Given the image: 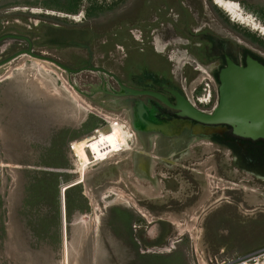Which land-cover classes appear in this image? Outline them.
I'll return each instance as SVG.
<instances>
[{"label": "rangeland", "instance_id": "obj_1", "mask_svg": "<svg viewBox=\"0 0 264 264\" xmlns=\"http://www.w3.org/2000/svg\"><path fill=\"white\" fill-rule=\"evenodd\" d=\"M68 1L0 2V18L31 19L33 29L43 32L60 26L66 34L57 45V30L49 37L34 31L37 54L65 65L85 58L93 67L103 68L70 74L56 69V64L39 65L40 60L28 56L0 68V264H205L210 258L204 255L208 246L215 254L225 248L226 257L263 248L264 179L237 169L230 151L197 136L189 141L208 145L189 148L183 155L184 166L194 171L158 162L155 177L151 180L148 173L144 180L137 168L143 156L133 151L140 149L137 143L142 139L121 100L108 92L120 91L113 79L126 78L127 61L137 64L142 57L153 71L166 66L173 76L182 73L183 79H191L185 86L191 97L194 87L200 85L199 91L211 87L209 80H197L185 61H170L173 54L186 50L168 31L173 21L185 20L183 10L190 16L189 27H206L213 35L239 42L263 57L264 34L235 20L214 0H71L80 5L77 14L66 10ZM230 1L264 26L241 0ZM88 7L97 14L93 12L86 21L82 14ZM162 11L170 14L161 17ZM37 16L53 18L46 19L49 29L41 28L39 22L45 18ZM79 18L85 22L78 25ZM82 33L85 38L80 41L77 35ZM248 34L257 42L245 37ZM68 40L84 46L68 47L64 45ZM117 126L128 132L129 146L126 142L124 149L110 144L107 133L112 128L110 134L116 132ZM89 136L95 140L87 145V154L72 149ZM105 137L101 152L99 140ZM157 173L176 182L169 183ZM196 193L199 200L194 209L161 210L162 205L180 204ZM139 200L150 206L145 202L140 206ZM160 221L167 230L160 246L174 237L183 241L172 252L148 254L147 249H153L148 242L159 232Z\"/></svg>", "mask_w": 264, "mask_h": 264}, {"label": "flooded vegetation", "instance_id": "obj_2", "mask_svg": "<svg viewBox=\"0 0 264 264\" xmlns=\"http://www.w3.org/2000/svg\"><path fill=\"white\" fill-rule=\"evenodd\" d=\"M209 1L213 2V0H209ZM155 9L158 13H160L161 10L159 8H155ZM66 10L69 11L70 13L77 14L79 11V8L76 10V12H74V9L73 10L66 9ZM172 11L173 10H171V12ZM162 12H163L162 14H159L161 17L162 15L166 14L168 11H165V12L162 11ZM6 14H11V11H6ZM181 15L185 17V20L184 21H181V20L173 21L171 24L173 28L172 30L168 28V31L171 36L175 34L176 39L178 37L180 42H177V43L181 44L184 48H186V50H184V52H181V53L173 54L170 57V61L176 64H182L185 61V64H186L185 68H189V69L192 68L196 74L195 78L196 76H198L197 80H200L201 77H202V79L200 80L201 83H203L206 80H209V82L211 83V87L209 88L210 93L213 94L210 104H200L197 99L199 97L198 95L201 96V94H204L205 99H206V95L208 94L207 88L205 89L203 88L202 90L199 91L200 85H198L197 87H194L192 91V97H191V95H187V93L185 92V86H187L189 81H192L191 79L188 80L187 76L185 77V79H183L182 73H180L179 76H176V75L173 76L171 74L170 68L166 66L164 67V69L161 68L162 70L159 69V70L153 71L152 66L150 64H147L144 61V57H142V61H140V63H137V64H132V62L127 61V64L124 67V69L127 70L126 78L125 79L118 78V77L117 78L114 77L115 79L112 78L119 85L120 91L108 92L109 94L114 95L116 98L118 97L117 99L121 100V105L126 110V113L130 114V119H131L133 128L135 132L139 135L140 139H142L141 142L137 143V146L139 144L138 147H140V149H134L133 151L137 155H142L145 160L146 159L149 160L148 162H146V161H143L144 160L143 158L139 159L137 168L142 174V178L148 175V173H150L151 176L150 175L148 176L151 177V180L152 178L155 177L156 166L158 162L164 163L166 164V166H170V167L173 166V168L179 167V168H182L188 171L190 170L194 171L192 168L184 166V164L187 163V160H185L186 158L183 155L186 154V150L189 148L194 147L198 149V146L208 145V143L207 144L206 143L194 144L189 141L192 137L193 138L197 137V136H193L192 133H193V129L195 128V126L199 124L196 121L189 119L188 117H183L181 115V111L176 110L166 105L165 103L161 102L160 100H158L157 98L151 95H141V96L129 95V93L126 90H124L122 86L133 89V90H137V91H149V92L161 94L174 107H177L179 105L178 98H177V95H179L180 97L187 100L198 111L203 112V113H211L213 112L214 108L218 105V102H219V95H220L219 89H220V84H221L219 76H220L221 71L228 66L227 58H230L237 66H240V67L247 66L248 57H252L253 59H256L252 54L245 53L243 50L248 49V48L244 47L243 45H239L238 44L239 42L232 43L231 41L215 36L210 31H208V29H205L206 27L197 28V29H194L193 27H189L188 24L190 21L189 20L190 16L186 10H183ZM82 16L84 17L86 21L87 19H91L93 17V15L90 14L89 7L85 10V13L82 14ZM37 17L45 18V21L39 22V24L43 25L41 28L43 27L48 28L47 26H45V25H48L47 20L53 19L52 17H48V16H37ZM79 20L82 23H79L78 25L83 24L85 22V21H82L81 18H79ZM57 21H61V20L57 19ZM39 24L35 25L36 28L39 27ZM32 26L33 25H32L31 19L28 21L25 20L24 22L23 20L21 21L15 16L11 18V15L0 18V64L9 60L10 58H12L13 56L19 53H22V55H20L15 60H18L19 58L22 59L23 56H28L29 58L32 57L25 53V51H28V50H31L32 53L36 55L45 57L44 55H40L36 53L37 39L33 37L34 31L42 35L44 34V36L49 37L50 36L49 34L53 36L52 35L53 32L57 30L58 33L54 35V37L58 35V38L56 40L57 43L55 42V44L57 45H61V44H58L59 38L66 36L63 30L58 29L60 28V26H55L57 27V29L48 28L49 30L46 32L44 31L45 33L41 30L36 31V29H33ZM179 27L181 28V30L179 29ZM18 28L20 30H18ZM144 29H147V28H143V30ZM77 36L79 37L77 38L78 40L85 38L83 33ZM136 40L138 41V39ZM139 43L144 45L143 40L142 42H139ZM173 43L177 44L176 42H171V44ZM49 44L54 45L53 42ZM64 45L68 47L84 46V45H81V43H77V41H70V40L64 42ZM248 50L251 53L256 54L259 57L264 59L262 55L257 54L252 49H248ZM128 52L129 50L127 49V53ZM164 52L165 51L157 52V53L162 55ZM183 54L184 56H182ZM45 58L56 61L55 59H51L49 57H45ZM127 58H129V56ZM178 59H182V62L177 63ZM259 62L262 65H264V62H261V61ZM6 65L7 64L2 65V66L0 65V68ZM63 65L70 69L78 70L80 72L83 70H90L93 68H98V67H93L91 65L90 60L85 59V58H81L80 60L75 58L74 61H72L69 65H65V64ZM187 65H189V67H187ZM56 69H61L62 71H65L59 66H56ZM98 69H103V68H98ZM132 70H136V71H132ZM202 73H203V76H202ZM206 83L208 82H205V84ZM142 106L144 107V109ZM141 110L143 111V113L141 114L143 118H141L140 120V118L138 117V113ZM152 122L153 124H151ZM220 127L222 129L221 134H217L211 138H208L209 144L217 147L219 150L227 149L228 151H230L234 159L235 167L237 169L239 170L244 169L246 171L253 172L257 174L261 179L262 178L264 179V174H261L260 172H257L256 170H250L244 167L242 168L240 166V163H241L240 158H239V155L236 153L234 147L232 146L233 143L227 141V138L236 139L237 141L236 145L239 149L240 147H244L241 143V140H249V139H243V138H239L235 136L234 129L231 126L222 125ZM145 139L147 141H145ZM253 142H256V141H253ZM128 146H129V143H128ZM144 148L148 149V151H143ZM129 150H131V148H128L126 151H129ZM174 160H178L179 163H183V164H178ZM156 175L163 178L164 180H168L169 183L170 182L172 183L173 181H175V179H173L172 177L168 178L166 177V175H162V173H157ZM184 175H187V174H184ZM189 175H192L193 180L196 181V178L193 177V174H189ZM143 179L146 180L145 178ZM174 185L176 186V184ZM175 186H172V189H175L176 188ZM160 188L161 187L158 186V191L160 190ZM198 200H199V193H196V196H191L189 200H185L184 202L180 201L181 202L180 204H177L174 202L172 204L162 205L165 207H163V209L161 210L165 211L166 209H171L172 211H174V213H184L185 211H188V209H194V205L198 203ZM139 202L141 204L139 203L137 204L141 206V205H144L145 201L139 200ZM145 205H147L148 207L150 206L148 202H145ZM158 225H162V226H160V229L157 235L151 238V241L149 240L148 243L153 246V249H147L148 254L156 250L162 253L172 252V249L176 248L175 245L183 241V239H180L179 237H174L173 239L169 240L168 245L166 243L164 246L163 245L160 246L159 244L163 243V241L165 240L167 230L165 227L166 224L163 221H160ZM141 228L142 227H140V229ZM203 229L205 230V228ZM140 233L143 235L142 231H140ZM210 234L211 233L208 232L207 236H209ZM219 234L224 236L220 229H219ZM143 238L145 239L144 236ZM143 238H142V242L146 244ZM170 242L172 243L170 244ZM139 243L141 244V242ZM205 251L206 252L204 253V255H206L207 257L210 256V258L212 257L213 259L220 258L226 253L225 248H221L219 251H217L216 254L212 253L213 251L210 249L209 246H208V250H205ZM206 256L204 257L206 258Z\"/></svg>", "mask_w": 264, "mask_h": 264}, {"label": "water", "instance_id": "obj_3", "mask_svg": "<svg viewBox=\"0 0 264 264\" xmlns=\"http://www.w3.org/2000/svg\"><path fill=\"white\" fill-rule=\"evenodd\" d=\"M214 3L216 4L215 1ZM25 53L36 59L53 62L69 73L80 72L57 61L36 55L31 50L25 51ZM20 55L22 53L13 56L0 65L8 64ZM227 64L228 66L221 71L219 76L221 83L219 102L211 113L198 111L179 95H177L179 105L174 107L161 94L122 87L132 96L151 95L166 105L181 111L183 117L196 121L199 125H196L193 129V136L211 138L221 134L222 129L220 126L227 125L233 127L234 135L239 138L252 141L264 140V65L252 57H248L246 67L237 66L230 58H227ZM90 70L102 71L98 68ZM142 110L138 113L140 120L143 118L141 115Z\"/></svg>", "mask_w": 264, "mask_h": 264}, {"label": "trees", "instance_id": "obj_4", "mask_svg": "<svg viewBox=\"0 0 264 264\" xmlns=\"http://www.w3.org/2000/svg\"><path fill=\"white\" fill-rule=\"evenodd\" d=\"M74 1V0H72ZM71 0L67 3V9L73 10L76 12V10L79 8L80 5L74 6L71 4ZM253 1L254 5H248V2ZM240 3L247 9L252 10L254 13L257 14V16L260 18L261 21L264 22V3L258 0H241ZM77 7V8H76ZM95 9V8H94ZM94 9H90V14H94L96 11ZM93 11V12H92ZM97 14V13H96ZM248 39L256 43L255 39L251 38V36L245 35ZM264 44V43H263ZM264 49V45L261 46ZM247 54H252L256 59H258L261 62H264V59L259 57L256 54L251 53L248 49L243 50ZM227 141L233 143L232 146L234 147L236 153L239 155L240 158V166L243 168H247L250 170H256L257 172H260L261 174H264V140H258L256 142L250 141V140H241V143L244 147H240L238 149L236 145V139L227 138ZM254 144V145H253ZM246 145V146H245Z\"/></svg>", "mask_w": 264, "mask_h": 264}, {"label": "bare ground", "instance_id": "obj_5", "mask_svg": "<svg viewBox=\"0 0 264 264\" xmlns=\"http://www.w3.org/2000/svg\"><path fill=\"white\" fill-rule=\"evenodd\" d=\"M216 2V4L221 7L222 9H224L227 13H229L235 20L243 23V24H249L251 26H253V28H255L256 30H260L262 32V34H264V26L256 23L252 18L247 17L244 15V13L242 12L241 8L239 7V5L233 1L230 0H214ZM23 57H27V56H23ZM33 58V57H31ZM40 60V59H38ZM40 64H43L44 67L49 66H55L54 63L47 61V60H40ZM73 92V96L78 97V95L75 93V91L73 90L72 87H69ZM80 101V100H79ZM82 101V100H81ZM84 102V101H83ZM108 120V119H107ZM119 126H117L116 128V132L110 134V132L114 131V128L111 129L110 132H108L107 134L110 135V144H112L113 148H120V149H124V146L126 144V142L128 143L127 139H128V132L126 133L124 131V129L121 127L120 129H118ZM93 136H89L84 138L82 141H77L72 149H74L78 154H81V151H84V154H87L90 151V148H87V145H89V142L92 140H95V137ZM100 151H104V144L107 141V137H105V139H100ZM67 189L64 190V192ZM64 195V194H63ZM181 232H183V230H181ZM182 234V233H181Z\"/></svg>", "mask_w": 264, "mask_h": 264}, {"label": "built area", "instance_id": "obj_6", "mask_svg": "<svg viewBox=\"0 0 264 264\" xmlns=\"http://www.w3.org/2000/svg\"><path fill=\"white\" fill-rule=\"evenodd\" d=\"M208 94L205 95L202 94L199 96L198 102L200 104H210V101L213 97V94L210 93V89L208 88ZM205 264H264V247L251 251L244 255H237V256H222L220 258L213 259L212 257L209 259H206Z\"/></svg>", "mask_w": 264, "mask_h": 264}]
</instances>
